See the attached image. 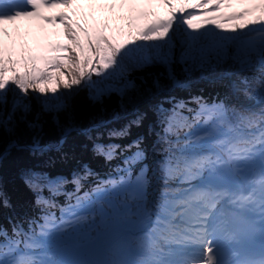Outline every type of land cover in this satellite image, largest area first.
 <instances>
[{"label":"snow or ice","instance_id":"obj_1","mask_svg":"<svg viewBox=\"0 0 264 264\" xmlns=\"http://www.w3.org/2000/svg\"><path fill=\"white\" fill-rule=\"evenodd\" d=\"M174 64L186 76L227 65L228 93L155 106L150 160L143 137L93 140L94 156L120 161L104 176L87 164L70 176L27 170L35 214L0 224V264H264V0H0V133L18 114L38 127L31 99L58 111L61 85L94 100L151 95L162 78L177 82ZM154 66L164 71L132 77Z\"/></svg>","mask_w":264,"mask_h":264},{"label":"trees","instance_id":"obj_2","mask_svg":"<svg viewBox=\"0 0 264 264\" xmlns=\"http://www.w3.org/2000/svg\"><path fill=\"white\" fill-rule=\"evenodd\" d=\"M176 83L162 78L165 88L163 92L153 90L151 95L138 96L135 92H129L125 97L113 93L100 100L90 98L87 88H73L71 93L60 86L63 93L62 107L57 111L43 112L41 105L35 98L31 99L32 110L27 116L28 122H33L39 116L38 127H29L21 122L19 114L16 117L12 131L0 133V191L10 204V207L0 208V224L8 226L9 217H22L34 215L32 204L34 194L24 184L22 175L29 169L46 172L51 176L70 174L78 170L81 165L87 164L95 172L104 176L108 169L119 160L106 164L102 157L94 156L91 149L93 140L108 144L114 143L121 146L130 144L133 140L143 137L144 145L151 159V146L155 140L152 130L156 125L154 107L169 97L188 99L190 96H203L209 101L219 96L225 98L228 93L230 78L225 75L229 71L227 65L217 68L215 71H194L190 76L183 74L181 66L174 64ZM161 66L146 68L143 71L132 73V77H146L148 73L163 72ZM246 72L244 75H252ZM140 84V80L135 81ZM150 82V81H149ZM243 101V97L239 98ZM11 100V94L9 95ZM235 103L236 98H230ZM254 103V101H253ZM167 108V103L163 104ZM143 114V120L139 127L133 125L124 138L109 139L110 130H120L135 118L136 114ZM72 126L75 131L68 136H62V129ZM87 133V134H85ZM38 140L42 145H56L63 140L62 147L57 150H46L43 154L34 155L28 150L33 140ZM10 143L18 147L10 148ZM72 186L67 187L71 192ZM64 197H59V203L64 204Z\"/></svg>","mask_w":264,"mask_h":264},{"label":"rangeland","instance_id":"obj_3","mask_svg":"<svg viewBox=\"0 0 264 264\" xmlns=\"http://www.w3.org/2000/svg\"><path fill=\"white\" fill-rule=\"evenodd\" d=\"M190 10H192V9H190ZM58 11H60V9H53V10H51L50 12H48V13H46V14H47V15H56V13H57ZM193 11H194V10H193ZM19 23L24 24V23H26V22H19ZM49 27H51V26H49Z\"/></svg>","mask_w":264,"mask_h":264}]
</instances>
